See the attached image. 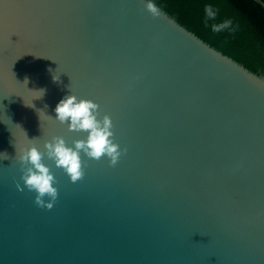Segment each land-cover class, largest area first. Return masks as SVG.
I'll use <instances>...</instances> for the list:
<instances>
[{
    "label": "water",
    "instance_id": "obj_1",
    "mask_svg": "<svg viewBox=\"0 0 264 264\" xmlns=\"http://www.w3.org/2000/svg\"><path fill=\"white\" fill-rule=\"evenodd\" d=\"M147 2L0 0V264H264V78ZM71 94L126 152L76 183L45 156L48 210L18 156L87 138L55 120Z\"/></svg>",
    "mask_w": 264,
    "mask_h": 264
},
{
    "label": "clouds",
    "instance_id": "obj_2",
    "mask_svg": "<svg viewBox=\"0 0 264 264\" xmlns=\"http://www.w3.org/2000/svg\"><path fill=\"white\" fill-rule=\"evenodd\" d=\"M145 9L153 17L161 14V9L154 0H148ZM206 15L209 19L215 18L211 6L206 7ZM230 22L221 25H213V31H220L228 27ZM54 80H58L53 77ZM27 83V78L25 80ZM43 92V90H40ZM43 96V95H42ZM41 96V97H42ZM40 98V97H39ZM56 118L61 124H67L69 131L87 132L86 139L73 141L74 147L66 146L63 137L54 136L51 141L45 140L40 151L35 143L18 156L21 164V180L29 191H34L35 204L38 207L51 210L58 197V189L54 187L56 183L54 175L42 160L45 156L53 160L56 167L63 168L69 176L70 181L76 183L83 179L84 169L81 161V152L88 158L99 161L107 158L109 166H115L126 149H121L118 143L114 142L112 131L113 123L109 115L101 116L99 105L90 99H78L71 94L59 101L55 108ZM52 118V117H51ZM38 138L31 139L36 141ZM20 191V185H17ZM45 197L48 198L47 202Z\"/></svg>",
    "mask_w": 264,
    "mask_h": 264
},
{
    "label": "trees",
    "instance_id": "obj_3",
    "mask_svg": "<svg viewBox=\"0 0 264 264\" xmlns=\"http://www.w3.org/2000/svg\"><path fill=\"white\" fill-rule=\"evenodd\" d=\"M163 13L213 49L264 78V0H154ZM211 6L214 19L206 15ZM230 22L220 31L213 25Z\"/></svg>",
    "mask_w": 264,
    "mask_h": 264
}]
</instances>
